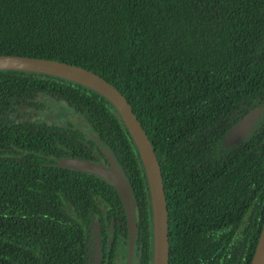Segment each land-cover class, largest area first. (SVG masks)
I'll list each match as a JSON object with an SVG mask.
<instances>
[{
	"label": "trees",
	"instance_id": "obj_1",
	"mask_svg": "<svg viewBox=\"0 0 264 264\" xmlns=\"http://www.w3.org/2000/svg\"><path fill=\"white\" fill-rule=\"evenodd\" d=\"M0 54L69 62L115 85L153 143L164 186L177 199L182 186L203 192L204 223L215 229L193 264H251L264 223V114L239 145L222 138L264 101V0H0ZM47 97L81 115L95 139L29 117ZM104 147L130 185L135 241L150 264L148 180L117 108L72 80L0 69V264H88L106 217L127 245L114 185L60 162L106 158ZM170 229V264H192L175 218Z\"/></svg>",
	"mask_w": 264,
	"mask_h": 264
},
{
	"label": "water",
	"instance_id": "obj_2",
	"mask_svg": "<svg viewBox=\"0 0 264 264\" xmlns=\"http://www.w3.org/2000/svg\"><path fill=\"white\" fill-rule=\"evenodd\" d=\"M0 69L36 71L72 80L99 92L117 108L138 148L148 180L153 214V264H169L168 207L160 161L132 104L123 93L106 78L90 69L50 58L0 54ZM263 114L264 102L250 109L229 128L223 140L224 144L240 142L250 135ZM105 153L107 162L72 156L62 157L60 162L77 171L86 170L96 173L114 185L121 196L127 218L131 260L136 239L135 201L122 169L110 153ZM251 264H264V223Z\"/></svg>",
	"mask_w": 264,
	"mask_h": 264
},
{
	"label": "flooded vegetation",
	"instance_id": "obj_3",
	"mask_svg": "<svg viewBox=\"0 0 264 264\" xmlns=\"http://www.w3.org/2000/svg\"><path fill=\"white\" fill-rule=\"evenodd\" d=\"M262 103H260L259 105H261ZM225 135L222 138V141L226 138ZM243 140H241L240 142H234L225 145L228 147H233L235 145H239ZM100 157V160L107 162V157H102V155H100ZM165 193L168 207L169 251L171 237L170 226L173 218H175L176 220H178V224L181 225L182 232L184 234L182 237L181 250L184 254V257H186L185 261L189 263V261L191 260L193 264L194 255L196 256V258H200L204 241L203 234L208 237V232H211V234H213V230L215 229V225L213 223L210 226L207 223H204L203 206L207 204H204L202 201L203 192L201 188H195L193 184H191L190 187L182 186L180 188L179 198L177 199L174 198V188L170 182L165 187ZM174 202H176V204L178 203L179 205V215H177L176 212L173 214ZM107 221L109 222L106 227L107 230H103L100 224L98 226L96 225V228L93 231L92 240L94 249L90 251V254H88V264H142L144 260H142L141 258L142 254H139V244L135 241V248L132 254V259L130 260L129 241L127 242V245L124 241L125 239L127 240V237L125 236L122 240L124 242L117 244L115 236V218H111L109 221V218L106 217V223H108ZM242 224H244V221L242 222ZM242 224L241 227L243 226ZM96 237H98V239H96ZM86 239L89 240L90 238ZM121 247L125 248V255L122 254ZM153 249L151 250V252H153L154 254ZM150 264H153V256Z\"/></svg>",
	"mask_w": 264,
	"mask_h": 264
},
{
	"label": "rangeland",
	"instance_id": "obj_4",
	"mask_svg": "<svg viewBox=\"0 0 264 264\" xmlns=\"http://www.w3.org/2000/svg\"><path fill=\"white\" fill-rule=\"evenodd\" d=\"M42 101L46 104V107H45L46 109H44V108L39 109V110L32 109L29 117H33V118H36L38 120L49 119L50 121H54L57 124H64V125L71 124L77 128H81V132H82V134L86 140L95 139V138H93V134L90 130V126L85 123V121L83 120L84 118H82L81 115H79L77 113H73L74 111L71 109H69V110L63 109L64 107L67 108V106H65L61 102L55 101L53 99H49L48 97L42 98ZM47 112H49V114H47ZM104 151H107V149H105V147H104ZM116 163H117V161H116ZM96 239H98V237H96ZM122 242H124V241H122ZM121 248H122V251H121L122 254L125 255L126 254L125 248H123V247H121Z\"/></svg>",
	"mask_w": 264,
	"mask_h": 264
}]
</instances>
